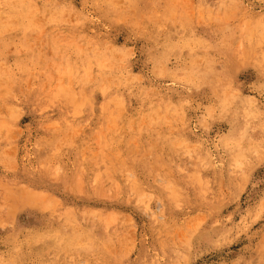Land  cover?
<instances>
[{
	"label": "rangeland",
	"instance_id": "rangeland-1",
	"mask_svg": "<svg viewBox=\"0 0 264 264\" xmlns=\"http://www.w3.org/2000/svg\"><path fill=\"white\" fill-rule=\"evenodd\" d=\"M263 257L264 0H0V264Z\"/></svg>",
	"mask_w": 264,
	"mask_h": 264
},
{
	"label": "bare ground",
	"instance_id": "bare-ground-1",
	"mask_svg": "<svg viewBox=\"0 0 264 264\" xmlns=\"http://www.w3.org/2000/svg\"><path fill=\"white\" fill-rule=\"evenodd\" d=\"M155 104V103H154ZM155 107V106H154ZM152 109V108H151ZM152 113L156 112L155 108H153V110H151ZM155 114V113H154ZM264 258V257H263ZM260 260V259H259Z\"/></svg>",
	"mask_w": 264,
	"mask_h": 264
}]
</instances>
